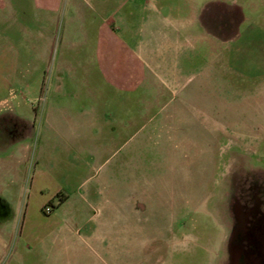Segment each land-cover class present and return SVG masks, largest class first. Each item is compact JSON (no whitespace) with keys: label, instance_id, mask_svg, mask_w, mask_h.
Returning a JSON list of instances; mask_svg holds the SVG:
<instances>
[{"label":"rangeland","instance_id":"1","mask_svg":"<svg viewBox=\"0 0 264 264\" xmlns=\"http://www.w3.org/2000/svg\"><path fill=\"white\" fill-rule=\"evenodd\" d=\"M25 1L0 9V264H243L264 217V0ZM105 18L145 70L128 104L97 71ZM48 95L56 129L26 136L17 113Z\"/></svg>","mask_w":264,"mask_h":264},{"label":"crops","instance_id":"2","mask_svg":"<svg viewBox=\"0 0 264 264\" xmlns=\"http://www.w3.org/2000/svg\"><path fill=\"white\" fill-rule=\"evenodd\" d=\"M51 4H55L54 7L59 6L58 0H52ZM34 4H37V0L33 1ZM27 4V1L25 0H0V9H22ZM51 5V7H52ZM97 6V5H96ZM95 8V7H93ZM107 18L102 19L101 23L98 26L96 36L94 39V55H95V62L98 74L100 76V79L106 84L109 83L113 85L115 88L121 90L126 95L120 96L117 99V103L119 104H128L129 101H127V93L129 91L134 90L138 86H140L145 79V70L142 68L141 64L139 63V56L134 53L135 50H133V46L124 45L123 42L120 39V36L118 34L117 27L113 30V28L107 24L106 22ZM7 43V46H4V49H6L9 45ZM11 48V46H10ZM8 47L7 54H10L12 51ZM113 59H116L115 62ZM124 61L126 65H123L125 69H122L124 71L119 72L117 70V66L119 63V60ZM117 62V64H115ZM16 65L12 64L11 69H9V73L15 72L18 70L16 69ZM11 76V75H10ZM16 77V76H15ZM14 78V76L12 77ZM15 80V79H14ZM100 83H102L100 81ZM10 84V83H9ZM13 84V82H12ZM10 87V86H9ZM28 87V86H25ZM30 87V86H29ZM41 87H39L38 95L40 93ZM35 91V90H34ZM49 93V92H48ZM38 103H43L44 106L42 107L41 111L37 108L34 109L33 106L27 107V105L23 104V111L21 112L17 110L13 105L14 101L12 102V106H10L9 115L18 116L17 114H21L19 118H21L24 122V125L27 127L28 131L26 133V136H33L34 129L37 124H40L42 128H50L52 130L56 129L57 124L59 123V120L55 119V114H53V106L57 104V98L49 95L45 97L44 101L42 98L38 96L37 98ZM16 110L20 111L21 113L16 114ZM23 114V115H22ZM75 113L66 114L64 115V119L69 120L68 123H71L69 128L73 130V132L78 131V126L73 125V117ZM125 116H127L125 114ZM134 116V117H133ZM134 118V119H133ZM137 116L136 114H132V112L128 113V116L126 117L123 127L126 128L129 125H133L135 123L134 120H136ZM58 119V118H57ZM134 121V123H132ZM57 123V124H56ZM118 125V124H117ZM136 125V124H135ZM95 127H99V125H94ZM119 126V125H118ZM25 151H29V149H25ZM18 197L19 195H12L10 198L14 201L20 200ZM15 208L17 209L19 206L22 205L20 202H15ZM6 208V209H5ZM4 210H6V217L3 218V224L4 225H10L9 222L11 218L14 217L16 210H12L10 207L4 206ZM23 210V209H22ZM8 211V212H7ZM41 211H43V207L41 206ZM4 214V215H5ZM24 215V214H23ZM258 226H255V224H250L246 228V230L249 232L250 238L244 236L243 239H247L244 247L243 252V264H264V235L262 234L264 232V217H259ZM14 225V224H13ZM6 226L8 227V231L10 232L14 231L17 232V238L20 240V243L22 242L21 239H23L24 231H26V220L24 219L19 229L17 227L14 228V226ZM11 227V229H9ZM254 228H257L256 230ZM245 230V227H244ZM255 232V234H252ZM254 236V237H253ZM19 243V242H18Z\"/></svg>","mask_w":264,"mask_h":264},{"label":"flooded vegetation","instance_id":"3","mask_svg":"<svg viewBox=\"0 0 264 264\" xmlns=\"http://www.w3.org/2000/svg\"><path fill=\"white\" fill-rule=\"evenodd\" d=\"M247 228V226H245V229ZM264 235V232L262 233Z\"/></svg>","mask_w":264,"mask_h":264}]
</instances>
